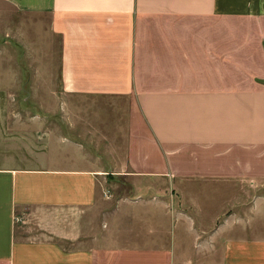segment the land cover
Masks as SVG:
<instances>
[{"label": "crops", "instance_id": "0c3cea01", "mask_svg": "<svg viewBox=\"0 0 264 264\" xmlns=\"http://www.w3.org/2000/svg\"><path fill=\"white\" fill-rule=\"evenodd\" d=\"M2 6L3 29L19 46L17 66L3 67L0 101V264H264L259 199L252 216H231L218 227V252L206 255L185 242L210 233L198 217L207 227L222 217L219 206L200 205L227 191L207 188L264 179V0H0ZM25 90L38 108L62 100L67 137L30 135L10 118L13 93ZM29 135L39 158L17 161L3 152L7 140ZM55 145L63 160L51 156ZM94 153L127 156L128 163L107 170ZM169 175L178 184L196 182L197 226L185 227L184 214L151 197L158 178ZM111 178L127 193L122 203L158 211L128 215L127 239L112 234L117 244L66 248L86 226L65 215L103 205ZM19 220L47 235L25 237Z\"/></svg>", "mask_w": 264, "mask_h": 264}, {"label": "rangeland", "instance_id": "374dc122", "mask_svg": "<svg viewBox=\"0 0 264 264\" xmlns=\"http://www.w3.org/2000/svg\"><path fill=\"white\" fill-rule=\"evenodd\" d=\"M7 29H3V6L0 8V101L3 102V67H16L17 66V44L16 40L10 41L11 38L7 36H11L14 39V36L7 35ZM4 38V39H3ZM11 57V58H10ZM57 93V97H58ZM14 97L11 100H14L15 103L11 104V106L7 107L10 118L13 120L15 117L19 118L21 123L24 126L27 133L30 135H40L42 132L44 133H52L55 134L57 138L63 139L68 136V130L66 125L63 123V116L61 114V104L58 101H62L60 98L57 99L55 107L51 109L47 108H38L32 101V93L30 91H18L13 93ZM9 100V101H11ZM50 112V113H49ZM43 121L39 126L35 124L36 121ZM20 138L18 140H7L5 146H3V152H6L10 157L17 161H28L31 160L32 157L39 158L36 156H32V152H35L36 149H33L38 141L36 139L30 138ZM40 147V146H39ZM54 155H51L53 158H64L62 153L63 150H60L58 146H53ZM101 152L104 150H100ZM106 151V149H105ZM52 150L50 151V153ZM53 152V153H54ZM48 155L45 154L46 158ZM94 163L99 165V167H103L104 169H115L117 167H121L128 163L127 156H103L99 153H94V156H91ZM1 159V157H0ZM124 162H122V161ZM29 164V163H27ZM131 173V171H128ZM116 174V173H115ZM121 174V173H118ZM249 176V175H248ZM117 177V176H115ZM168 179L158 178L162 180L158 185L155 186L154 192H152L151 197L156 199L159 198L164 201L162 206L168 207V211H179L185 216L184 225L188 227L192 225V227L197 226L194 218H197L200 214L199 205L194 202L191 196V192L196 185V182H179L176 183V177L174 175L168 176ZM117 179L119 178H111L110 182L105 185L104 190V204L98 206L97 208L88 211L84 214V216H70L65 215L68 219L67 221H71V224L74 225L78 223V228L81 227L82 222L85 224L86 229L85 232H82L83 236L75 243L64 242V246L68 249H93L97 245H109L112 243L117 244V242H113L112 234H121L120 237L126 236V230L128 226L127 217L130 214H144L149 213L153 209L158 211V208L150 207V206H139L138 208H131L128 203H122L119 198H123L127 195L126 191H122L123 187H119ZM248 182L240 183L239 181L233 182L232 186L224 187L226 189H218L222 187L212 186L207 188L208 191L215 192V190H225L227 191V195L225 198H219L215 200L212 198V201H217L214 204H205L200 205L202 209L211 208L214 206H219V212L216 214H222L221 219L216 220L215 225L212 227H207L204 222V219H199V226H203L206 230H208L209 234H203L200 230L198 234L188 235L185 237V242L189 247L193 246V243L196 246L201 247V253H205L206 255L216 253L220 250V246L222 245V240L217 238L214 240L215 233L218 230V227L222 226V224L226 221L227 218L231 216L237 217L238 221H240L239 217H243L247 214L252 216V212L254 211L255 203L259 199L264 203V179L260 182L255 178H251L249 176ZM166 181V182H165ZM127 183V182H126ZM218 192V191H216ZM218 194V193H217ZM204 195V194H203ZM213 194L212 196H214ZM217 197V196H216ZM223 197V196H221ZM124 200V198H123ZM122 200V201H123ZM125 200L128 201L127 198ZM227 201L230 204V207L226 208L228 205L225 202ZM224 202V203H223ZM223 203V204H222ZM216 204V205H215ZM264 205V204H263ZM264 207V206H263ZM206 211V210H205ZM61 218V216H59ZM191 221V222H190ZM198 221V220H197ZM19 220V224L21 225V232L25 237H40L42 234H46L45 231L41 230L39 226L36 224H29V221ZM248 222H254L249 220ZM68 223V222H67ZM175 226V222H174ZM40 230V231H36ZM146 235H149V231L145 232ZM141 247H147L150 244V240L146 238L145 241H141ZM195 248V246H194ZM189 254L190 256L195 257V250L187 249L184 254ZM202 260H198V263L201 264Z\"/></svg>", "mask_w": 264, "mask_h": 264}]
</instances>
